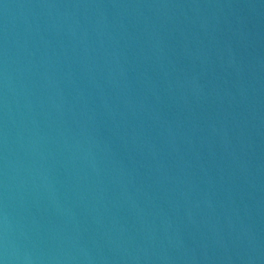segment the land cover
Segmentation results:
<instances>
[{
    "label": "water",
    "instance_id": "95a60500",
    "mask_svg": "<svg viewBox=\"0 0 264 264\" xmlns=\"http://www.w3.org/2000/svg\"><path fill=\"white\" fill-rule=\"evenodd\" d=\"M0 264H264V0H0Z\"/></svg>",
    "mask_w": 264,
    "mask_h": 264
}]
</instances>
